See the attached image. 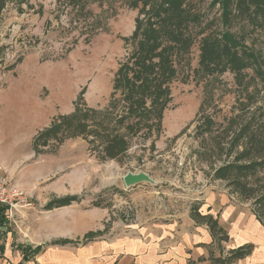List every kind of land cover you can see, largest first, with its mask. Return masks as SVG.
<instances>
[{
  "label": "rangeland",
  "instance_id": "rangeland-1",
  "mask_svg": "<svg viewBox=\"0 0 264 264\" xmlns=\"http://www.w3.org/2000/svg\"><path fill=\"white\" fill-rule=\"evenodd\" d=\"M212 2H187L200 16L193 30L195 43L187 54V63L180 65L182 74L170 85L171 101L164 110L158 135L133 137L128 150L112 159L100 158L101 149H95L96 143L82 136L62 140L59 134L61 139H49L46 151L54 154L57 165L51 179L59 182L65 172H70L72 184L82 186L72 187L71 196L76 199L71 203L91 210L88 216L97 227L91 231L93 238L126 228L138 220L144 202L145 211L149 208L146 205L156 206V197L161 198H156L157 202L185 203L195 212L205 196L226 195L230 202L240 209L245 206L254 215L251 200H241L226 181L213 174L217 166L232 160L242 149L240 141L231 144L242 126L249 127L246 134L260 124L259 132L264 135V84L252 69L245 70L241 83L232 72L225 71L215 74L204 90L205 82L194 71L199 39L205 34L199 31L218 34L222 29L219 7ZM140 6L131 7L128 0H4L0 6V90L11 79L24 77L28 69L36 68L40 96L55 102L57 112H67L64 104L71 105V112L53 118L57 122L72 114L77 103L102 111L109 104L119 62L129 49L122 38L133 32ZM230 28L244 33L245 43L254 48L264 65V26L252 27L236 18ZM31 59L34 66H27ZM203 113L213 122L210 131L204 133ZM40 132L33 138L34 150ZM44 147L37 146L39 150ZM80 171L82 177L75 180L74 175ZM139 171L147 173L153 183L125 186L123 175ZM135 186L142 191L133 189ZM216 218L219 222L218 215ZM194 219L209 229L206 219ZM220 235H211L210 264H217L214 258L226 257L231 249L229 236Z\"/></svg>",
  "mask_w": 264,
  "mask_h": 264
},
{
  "label": "crops",
  "instance_id": "crops-1",
  "mask_svg": "<svg viewBox=\"0 0 264 264\" xmlns=\"http://www.w3.org/2000/svg\"><path fill=\"white\" fill-rule=\"evenodd\" d=\"M28 65L34 66L33 59ZM38 73L36 68L28 69L26 76L11 79L0 90V179L7 177L31 197L30 205L18 207L0 225V264H210L212 236L185 203L157 202L161 198L156 197V206L146 205L145 211L144 202L138 220L126 228L85 240L97 228L88 216L91 210L72 203L46 207L51 200L71 196L73 186H82L72 184L70 172L59 182L52 180L57 167L54 154L46 146L38 152L33 149L39 131L58 113L72 111L71 105L64 104L67 112H57L55 102L40 96ZM81 177V171L74 175L75 180ZM133 189L142 191L139 186ZM213 195L205 196L199 213L218 215L231 249L253 245L251 256L235 264H260L264 261V226L245 206L240 209L226 195ZM63 240L73 242L57 243ZM19 246L41 249L24 259Z\"/></svg>",
  "mask_w": 264,
  "mask_h": 264
},
{
  "label": "trees",
  "instance_id": "trees-1",
  "mask_svg": "<svg viewBox=\"0 0 264 264\" xmlns=\"http://www.w3.org/2000/svg\"><path fill=\"white\" fill-rule=\"evenodd\" d=\"M4 0H0V6ZM188 0H128L129 6L138 7L134 30L122 40L128 46L127 55L119 62L114 74L109 104L102 111L82 108L75 104V110L68 116L56 119L41 130L34 140V148L40 151L38 144L46 146L49 139L82 136L89 143L100 148V158L112 159L123 155L130 146L133 137L158 135L164 110L171 101L170 85L178 80L181 63H187V54L195 43L194 26L200 16L191 11ZM218 5L219 21L222 29L216 34L201 29L205 33L199 39L198 66L194 70L202 78L204 90H207L215 74L232 72L239 80L244 72L252 69L255 76L264 84V65L254 48L245 43L244 33L231 30L234 19L240 18L252 27L264 26V0H213ZM80 99V98H79ZM202 101V106L204 103ZM200 106V110L204 107ZM203 117L201 131H210L213 122ZM252 119V117L250 118ZM262 125L245 134L244 125L231 139V144L242 143V149L230 161L215 168L213 177L226 181L241 200H251V211L264 226V135L259 131ZM201 132V133H202ZM90 137V138H89ZM76 196L56 198L47 204V208L70 204ZM194 212V211H193ZM193 217L204 218L211 235L227 234L211 215H201L196 209ZM4 209H0V225H4ZM225 233V234H224ZM220 235V237H221ZM88 232L84 240L92 237ZM73 242L63 240L57 243ZM24 259L41 248L20 247ZM253 245L246 244L228 251L226 257L214 258L217 264H235L250 255ZM211 260H213L210 255Z\"/></svg>",
  "mask_w": 264,
  "mask_h": 264
},
{
  "label": "built area",
  "instance_id": "built-area-1",
  "mask_svg": "<svg viewBox=\"0 0 264 264\" xmlns=\"http://www.w3.org/2000/svg\"><path fill=\"white\" fill-rule=\"evenodd\" d=\"M30 198L12 180L7 177L0 179V209H4L6 219L18 207L30 205Z\"/></svg>",
  "mask_w": 264,
  "mask_h": 264
},
{
  "label": "water",
  "instance_id": "water-1",
  "mask_svg": "<svg viewBox=\"0 0 264 264\" xmlns=\"http://www.w3.org/2000/svg\"><path fill=\"white\" fill-rule=\"evenodd\" d=\"M123 182L125 186L136 185L142 182L153 183V179L145 172H127L123 175Z\"/></svg>",
  "mask_w": 264,
  "mask_h": 264
}]
</instances>
